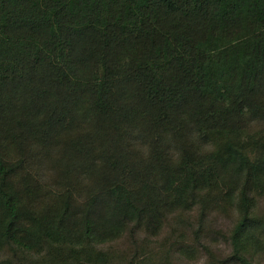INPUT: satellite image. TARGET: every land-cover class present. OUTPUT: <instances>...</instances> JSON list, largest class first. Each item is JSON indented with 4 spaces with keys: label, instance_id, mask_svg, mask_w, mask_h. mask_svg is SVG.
<instances>
[{
    "label": "trees",
    "instance_id": "16d2710c",
    "mask_svg": "<svg viewBox=\"0 0 264 264\" xmlns=\"http://www.w3.org/2000/svg\"><path fill=\"white\" fill-rule=\"evenodd\" d=\"M261 119L264 0H0V140L23 149L81 129L70 146L83 155L85 140L107 141L101 128L157 130L163 182L135 190L117 178L80 207L70 191L44 206L41 186L24 178L19 188L22 165L0 156V253L74 264L131 223L155 229L198 193L226 189L239 199L233 258L255 264L248 248L264 246L252 212V195L264 192V137L249 132ZM168 135L183 151L178 166L166 157ZM205 144L212 150L203 153Z\"/></svg>",
    "mask_w": 264,
    "mask_h": 264
},
{
    "label": "rangeland",
    "instance_id": "374dc122",
    "mask_svg": "<svg viewBox=\"0 0 264 264\" xmlns=\"http://www.w3.org/2000/svg\"><path fill=\"white\" fill-rule=\"evenodd\" d=\"M122 126V130L110 126L101 128L99 133L103 130L108 132L107 141L100 139V135L97 136L100 141L94 137L93 142L85 140L83 155L77 151H74L75 154L70 146L71 142L82 136L81 129H77L54 137L56 142L53 144H48L51 139L44 146L32 140L23 149L19 148L17 142L2 139L0 156L9 163L22 165L13 179L19 188L22 189L24 178L41 186L44 194L39 202L44 206L62 197L58 195L70 191L75 205L80 207L90 197L104 196L117 178L135 190L140 189L146 181L161 185L163 182H160L159 162L156 159L159 144L156 148L155 143L156 139L161 138L160 132L153 131L154 136H151L142 127ZM249 133L263 135V138L264 119L254 121ZM108 143L118 144L115 154L108 152ZM166 143V157L170 165L178 166L183 155L181 146L171 135L164 137L163 144ZM200 148L203 153L212 150L208 144L200 145ZM226 193V189L198 193L190 209L164 213L162 225L155 229L147 227L145 223H131L116 240L94 247V251L91 247L86 248L82 260L75 259L74 264H240L233 258L230 243L232 230L240 219L239 199L237 195L227 197ZM253 196L252 212L261 222L258 233L264 243V192ZM202 223L204 227L199 243L196 231ZM187 249L195 252L191 256L184 255ZM9 252L0 253V262L11 258L12 264H22L17 260L15 262ZM248 256L255 264H264V246L260 250L249 247Z\"/></svg>",
    "mask_w": 264,
    "mask_h": 264
}]
</instances>
